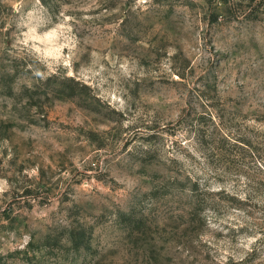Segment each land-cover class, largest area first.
I'll return each instance as SVG.
<instances>
[{
    "label": "rangeland",
    "instance_id": "1",
    "mask_svg": "<svg viewBox=\"0 0 264 264\" xmlns=\"http://www.w3.org/2000/svg\"><path fill=\"white\" fill-rule=\"evenodd\" d=\"M0 264H264V0H0Z\"/></svg>",
    "mask_w": 264,
    "mask_h": 264
}]
</instances>
